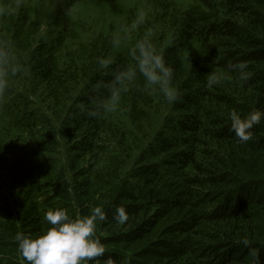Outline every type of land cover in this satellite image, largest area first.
<instances>
[{"label": "trees", "instance_id": "obj_1", "mask_svg": "<svg viewBox=\"0 0 264 264\" xmlns=\"http://www.w3.org/2000/svg\"><path fill=\"white\" fill-rule=\"evenodd\" d=\"M30 1L0 0V264H28L16 237L46 233L47 211L97 207L92 264H264V118L240 142L230 116L264 112V0H144L118 37L67 13L115 0H60L48 41ZM141 41L172 70L175 100L139 71Z\"/></svg>", "mask_w": 264, "mask_h": 264}, {"label": "clouds", "instance_id": "obj_2", "mask_svg": "<svg viewBox=\"0 0 264 264\" xmlns=\"http://www.w3.org/2000/svg\"><path fill=\"white\" fill-rule=\"evenodd\" d=\"M139 49L138 67L150 84H158L160 91L169 100L177 98L176 93L170 87L172 70L164 66L162 58L155 53L152 45L147 41H141L137 45ZM8 57L5 52H0V64L4 67L0 70V92L6 87L3 76L7 74ZM233 70L239 71V79L247 80L249 74L245 71L247 64L240 62L230 65ZM135 72H123L117 75L116 80L122 83L125 79H130ZM220 77L212 75L209 78V86L219 83ZM118 100V95L113 94L111 101L114 104ZM95 115V113H91ZM231 127L240 142L249 141L253 132L254 125L259 124L264 118V112L256 110L249 113L246 117L241 116L232 110ZM45 220L50 227L46 233L33 239L29 236L20 234L16 237L21 256L28 264H92L96 258L103 256L105 247L103 243L95 238L98 221L106 219L105 213L101 208L93 209L91 215L81 218H70L67 209L49 210L45 214ZM114 219L123 222L128 219L126 210L120 206L116 209ZM105 264H114L109 257Z\"/></svg>", "mask_w": 264, "mask_h": 264}, {"label": "rangeland", "instance_id": "obj_3", "mask_svg": "<svg viewBox=\"0 0 264 264\" xmlns=\"http://www.w3.org/2000/svg\"><path fill=\"white\" fill-rule=\"evenodd\" d=\"M177 4L184 6L187 5L191 0H175ZM144 0H115L113 2H80L76 4L72 11L67 10V13H71V18L77 23H86V25H94L98 29L108 30L112 29L115 36H120V29L118 28V20L125 16L131 9L140 7ZM32 3V4H31ZM30 8L36 9L38 14L42 16L41 25V39L42 41H48L55 33V26L59 18L57 12H61L65 15L64 6L60 0H32L30 1ZM137 13V11L135 12ZM138 14V13H137ZM60 24V23H59ZM85 25V24H84Z\"/></svg>", "mask_w": 264, "mask_h": 264}]
</instances>
